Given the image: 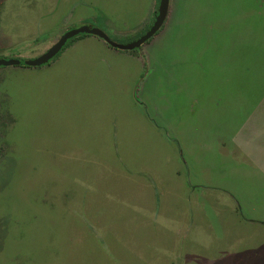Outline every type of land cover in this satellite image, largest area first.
<instances>
[{
    "label": "rangeland",
    "instance_id": "obj_1",
    "mask_svg": "<svg viewBox=\"0 0 264 264\" xmlns=\"http://www.w3.org/2000/svg\"><path fill=\"white\" fill-rule=\"evenodd\" d=\"M83 1L64 9L60 0H0V58H35L83 25L120 44L142 35L106 31L85 17ZM61 3L66 14L76 10L69 20L57 14ZM180 5L189 11L182 17L216 24L219 48L202 53L196 73L207 92H236L237 140L247 152L225 136L222 146L235 168L250 171L214 188L196 157L186 161L190 171L183 166L174 142L172 180L164 168L137 173V135H153L145 113L177 121L187 103L175 42L165 41L144 70L146 45L135 48L134 62L126 53L135 49L107 45L114 52L106 54L75 47L77 38L41 66L0 68V264H264V183L249 181L264 159L256 146L264 143V0ZM70 49L82 58L71 61ZM200 196L217 204L200 206Z\"/></svg>",
    "mask_w": 264,
    "mask_h": 264
},
{
    "label": "crops",
    "instance_id": "obj_2",
    "mask_svg": "<svg viewBox=\"0 0 264 264\" xmlns=\"http://www.w3.org/2000/svg\"><path fill=\"white\" fill-rule=\"evenodd\" d=\"M60 1L64 2L65 9L67 5L74 7L76 0ZM179 1H168L167 14L160 29L142 44V46L146 45L143 48L144 61L142 59V65L144 70L147 68L151 70L153 68L152 64H156L158 57L162 54V47L165 41L173 39L176 48V61H181V70L185 68L184 72H187L185 74L182 70L183 75L189 79L185 86L182 85L181 89L183 91L186 89L187 103L182 104V110L180 108L179 119L177 121H169L167 118L160 117L161 115L156 116V114L145 113L148 115L146 118L153 135H137V173L140 172V167H159L161 169L164 168L166 177L169 174V180H172L174 175V142H181L182 144L179 146L180 150H177V154H179L178 157H183V166L189 170L190 165L187 167V159L189 157H196L199 173L202 175H210L207 183L211 182V186L214 188H227L223 186V183L230 185V183L237 179L241 171L243 175L246 170L235 168L237 164L234 163L235 159L232 158L231 151L226 152V149H223L222 146V138L225 136L226 143L229 141L230 145L240 146L242 150L247 152V148L237 140V94L230 88L229 90L215 88L207 92L208 90L203 83L200 84V78L198 77L201 75L196 72H200V62L203 59L202 53L207 52L208 48H212V50L213 48L215 50L216 47L219 48L214 38L216 24L190 21L182 17L181 14L188 13L189 11L184 12V8L181 5L179 7ZM156 4L157 0H85L83 1V5L85 6L83 10L86 15L85 17L92 16L94 21L100 20L106 31H110L115 35L133 34L134 37L138 32L143 34L146 31L153 19ZM62 5L63 3L60 6L56 4L55 8L60 13L56 10L54 12L56 11L61 17L69 20L74 16L76 10L74 8L73 12L66 14L62 9ZM56 22L58 23L57 20ZM181 30L184 31L182 34L180 32ZM85 36L77 39L75 47L87 44V48L89 49L99 48V50L106 52V54L109 51L114 52V50L107 47L108 44L104 40H102L104 42L102 43L93 37ZM180 37L187 39L185 44ZM231 37L230 33L229 39L226 42L228 46L227 50L228 48L230 49L232 44ZM71 49L69 52L67 51L70 54L68 56L71 61L75 62L76 59L82 58L81 55H75L77 52L75 49L73 51ZM136 50H133L132 53H126L128 59L134 62H137ZM122 54L118 51L112 55L116 58L117 55L123 56ZM138 60L140 61V59ZM191 67L195 70V79L191 77L190 71L186 70V68L189 69ZM203 76L205 77V75ZM143 81L144 79L142 78L141 83L144 86ZM135 89L137 90L136 87ZM142 91L145 90L142 89ZM150 107L152 108L153 105ZM161 108L163 109L162 106ZM154 126L155 129H153ZM175 127L180 129L179 134H175V131L177 132L179 130L177 128L175 129ZM223 131L225 134H223ZM157 142L164 144L158 145ZM142 143L146 145L143 146ZM256 146L257 149H262L261 155H264V143H262V146ZM246 171L248 173L250 170ZM253 171L255 176L252 177L249 174V181H253L254 179L255 181H263L264 183V159L261 160L260 164ZM212 190L215 193L218 191L216 189ZM225 194L223 192L220 195L226 196L227 194ZM198 202L200 206H210L217 204V199L200 196Z\"/></svg>",
    "mask_w": 264,
    "mask_h": 264
},
{
    "label": "water",
    "instance_id": "obj_3",
    "mask_svg": "<svg viewBox=\"0 0 264 264\" xmlns=\"http://www.w3.org/2000/svg\"><path fill=\"white\" fill-rule=\"evenodd\" d=\"M168 1L169 0L159 1L157 14L154 17V20L151 23L150 27L142 35H140L137 39L131 41L130 43L127 44L117 43L113 41L103 30L97 27L83 25L65 31L54 44H52L46 51H44L42 54L38 55L35 58L28 60H21L17 58H9V59L0 58V67H6V66L36 67L46 64L50 59H52L56 54H58V52L63 48V46L65 45L68 39L76 36L79 33L95 35L100 39L104 40L109 46L116 49H121V50L135 49L140 45H142L143 43H145L147 40H149L159 30L167 14Z\"/></svg>",
    "mask_w": 264,
    "mask_h": 264
},
{
    "label": "trees",
    "instance_id": "obj_4",
    "mask_svg": "<svg viewBox=\"0 0 264 264\" xmlns=\"http://www.w3.org/2000/svg\"><path fill=\"white\" fill-rule=\"evenodd\" d=\"M156 14H157V10H155V12H154V16H153L152 22H153V20H154V17L156 16ZM150 25H151V24H150ZM150 25L147 27V29L150 27ZM147 29H146V30H147ZM85 35H88V34H85V33H79V34H77L76 36H74V37L68 39V40L66 41L65 45L63 46V48L58 52V54H56V55L54 56L53 59H55L56 57H58V56H59V55L65 50V48H66L67 46H69V43H70V42H73L75 39H77V38H81V37H83V36H85ZM0 68H1V67H0Z\"/></svg>",
    "mask_w": 264,
    "mask_h": 264
}]
</instances>
